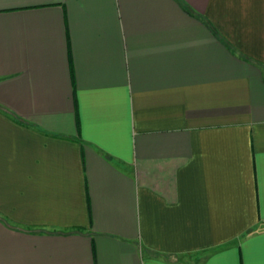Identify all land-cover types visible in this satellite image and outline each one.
Here are the masks:
<instances>
[{"label": "crops", "instance_id": "1", "mask_svg": "<svg viewBox=\"0 0 264 264\" xmlns=\"http://www.w3.org/2000/svg\"><path fill=\"white\" fill-rule=\"evenodd\" d=\"M0 264H264V0H0Z\"/></svg>", "mask_w": 264, "mask_h": 264}]
</instances>
